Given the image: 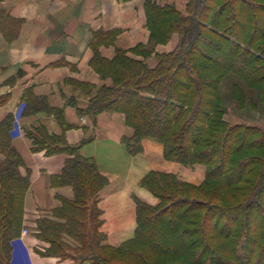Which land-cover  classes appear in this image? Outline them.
Returning <instances> with one entry per match:
<instances>
[{"label":"trees","instance_id":"trees-1","mask_svg":"<svg viewBox=\"0 0 264 264\" xmlns=\"http://www.w3.org/2000/svg\"><path fill=\"white\" fill-rule=\"evenodd\" d=\"M144 8L145 45L117 49L110 59L94 45L89 65L111 83L95 89L76 83L91 93L77 113H123L133 130L122 138L130 155L141 152L144 138L155 139L165 159L203 166V180L193 184L174 173L149 171L139 185L157 203L135 198L134 234L111 246L97 205L108 179L94 158L79 154L80 144L39 126L26 131L31 150L67 155L49 186H70L73 195L56 193L59 205L27 227L30 173L20 172L24 162L11 143L9 113L0 120V264H12V241L25 228L46 243L36 249L40 255L74 264H264V127L225 119L221 94L225 79L233 77L230 98L241 108L249 103L264 111V0H188L186 13L144 0ZM3 18L10 24L1 30L15 32L17 21L0 12V23ZM174 32V50L155 54L156 64L148 66L144 58ZM6 99L0 95V106ZM21 99L24 115L43 111L68 126L62 108L45 97L25 90Z\"/></svg>","mask_w":264,"mask_h":264},{"label":"crops","instance_id":"crops-1","mask_svg":"<svg viewBox=\"0 0 264 264\" xmlns=\"http://www.w3.org/2000/svg\"><path fill=\"white\" fill-rule=\"evenodd\" d=\"M156 1L186 13L188 0ZM0 12L17 21L15 32L0 28V95H7L0 106V120L9 113L14 116L11 143L24 162L20 172L25 174L27 168L30 173L24 200L27 227L59 205L56 193L66 198L73 195L70 186H49L50 176L61 171L67 155L31 150L26 131L35 132L39 126L49 134L64 132L67 143L80 144L79 154L94 158L99 172L108 179L99 191L97 205L105 242L111 246L133 236L135 198L150 205L157 203V198L139 185L149 171L174 173L193 184L203 180V166L186 167L165 159L163 145L155 139L144 138L141 152L130 155L122 138L131 136L133 130L123 113L103 111L90 116L76 110L86 106L89 87L111 83L89 65L94 45L102 57L110 59L117 49L148 42L144 0H0ZM7 24L3 18L0 25ZM178 40V33H172L144 58L145 63L154 66L155 54L171 52ZM78 82L89 87H80ZM25 90L45 97L50 106L62 108L68 126L63 128L53 114L43 111L24 115L21 98ZM27 230L12 241V264H74L71 259L40 255L36 249L46 243Z\"/></svg>","mask_w":264,"mask_h":264},{"label":"rangeland","instance_id":"rangeland-1","mask_svg":"<svg viewBox=\"0 0 264 264\" xmlns=\"http://www.w3.org/2000/svg\"><path fill=\"white\" fill-rule=\"evenodd\" d=\"M233 80V77H228L221 85V94L226 110L225 119H227L231 123L244 122L264 127V111L261 107L253 108L248 103L245 108H241L235 101L230 98L229 87ZM90 95L91 93H89L88 97H90ZM88 100L89 98L87 99V104Z\"/></svg>","mask_w":264,"mask_h":264},{"label":"built area","instance_id":"built-area-1","mask_svg":"<svg viewBox=\"0 0 264 264\" xmlns=\"http://www.w3.org/2000/svg\"><path fill=\"white\" fill-rule=\"evenodd\" d=\"M22 232H23V233H27L28 230L25 228V229H22Z\"/></svg>","mask_w":264,"mask_h":264}]
</instances>
